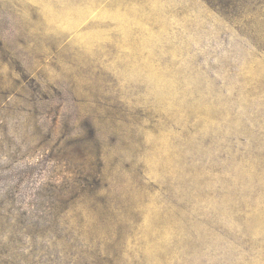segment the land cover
<instances>
[{"label": "rangeland", "instance_id": "obj_1", "mask_svg": "<svg viewBox=\"0 0 264 264\" xmlns=\"http://www.w3.org/2000/svg\"><path fill=\"white\" fill-rule=\"evenodd\" d=\"M0 264H264V0H0Z\"/></svg>", "mask_w": 264, "mask_h": 264}]
</instances>
